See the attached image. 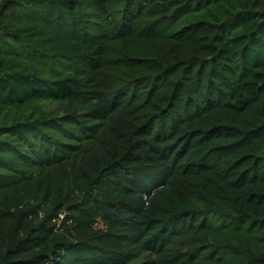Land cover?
Wrapping results in <instances>:
<instances>
[{
    "label": "trees",
    "instance_id": "trees-1",
    "mask_svg": "<svg viewBox=\"0 0 264 264\" xmlns=\"http://www.w3.org/2000/svg\"><path fill=\"white\" fill-rule=\"evenodd\" d=\"M0 264H264V0H0Z\"/></svg>",
    "mask_w": 264,
    "mask_h": 264
},
{
    "label": "water",
    "instance_id": "water-1",
    "mask_svg": "<svg viewBox=\"0 0 264 264\" xmlns=\"http://www.w3.org/2000/svg\"><path fill=\"white\" fill-rule=\"evenodd\" d=\"M70 208H71V206H68V207H66V209H65V210H66V211H68Z\"/></svg>",
    "mask_w": 264,
    "mask_h": 264
},
{
    "label": "rangeland",
    "instance_id": "rangeland-1",
    "mask_svg": "<svg viewBox=\"0 0 264 264\" xmlns=\"http://www.w3.org/2000/svg\"><path fill=\"white\" fill-rule=\"evenodd\" d=\"M56 107V106H55Z\"/></svg>",
    "mask_w": 264,
    "mask_h": 264
}]
</instances>
